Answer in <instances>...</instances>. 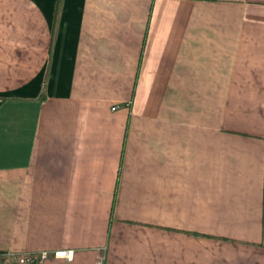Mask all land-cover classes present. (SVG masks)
Listing matches in <instances>:
<instances>
[{"label": "crops", "instance_id": "crops-1", "mask_svg": "<svg viewBox=\"0 0 264 264\" xmlns=\"http://www.w3.org/2000/svg\"><path fill=\"white\" fill-rule=\"evenodd\" d=\"M0 249L264 264V0H0Z\"/></svg>", "mask_w": 264, "mask_h": 264}, {"label": "built area", "instance_id": "built-area-1", "mask_svg": "<svg viewBox=\"0 0 264 264\" xmlns=\"http://www.w3.org/2000/svg\"><path fill=\"white\" fill-rule=\"evenodd\" d=\"M115 104L111 108H115ZM69 258L71 249L12 250L0 249V264H43L48 255ZM94 264H103V253L97 254Z\"/></svg>", "mask_w": 264, "mask_h": 264}]
</instances>
